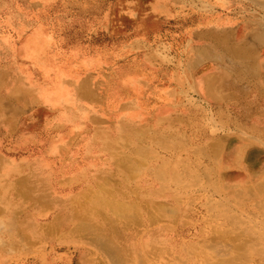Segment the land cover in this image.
<instances>
[{
    "label": "crops",
    "instance_id": "crops-1",
    "mask_svg": "<svg viewBox=\"0 0 264 264\" xmlns=\"http://www.w3.org/2000/svg\"><path fill=\"white\" fill-rule=\"evenodd\" d=\"M131 18L124 43L96 60L103 95L83 97L81 128L49 133L58 143L36 150L43 161L1 162L0 192L35 204L16 223L45 240L49 264H213L226 242L212 234L227 231L213 217L264 174V0H146ZM106 135L125 144H101ZM188 198L195 212H175Z\"/></svg>",
    "mask_w": 264,
    "mask_h": 264
},
{
    "label": "rangeland",
    "instance_id": "rangeland-1",
    "mask_svg": "<svg viewBox=\"0 0 264 264\" xmlns=\"http://www.w3.org/2000/svg\"><path fill=\"white\" fill-rule=\"evenodd\" d=\"M144 1L0 0V166L6 160L36 159L40 148L55 150L58 139L49 133L62 129V123H69L71 129L81 128L76 118L62 113L60 92L69 89L71 96L65 94L63 99H68L74 108V116L84 113L87 117L83 97L91 102L93 97L103 95L102 85L93 81L96 60L115 44L124 43L134 24L131 14ZM91 114L84 121L89 137L86 142L92 140ZM95 127L107 126L97 123ZM99 140L106 145L125 144L123 137L106 135ZM144 143L154 145L155 138H145ZM39 156L43 161L44 153ZM20 175L19 170L14 178ZM11 186L15 189V185ZM21 190L39 198L31 183L22 184ZM10 196H15L14 191ZM18 196L8 203L4 198L7 196L0 192V264H49L52 250L46 247L45 240L23 234L16 223L23 218L20 212L35 207L29 199ZM111 197L101 193L97 199L114 209ZM177 197H187L186 191ZM180 199L174 202L175 212H195L196 200ZM226 212L228 215L222 218L213 217V224L227 230L212 234L214 241L226 242L221 255L211 253L213 264H264V174L243 192L230 196ZM91 251L92 259L101 257V262H106L98 250ZM54 258L62 261L61 254ZM68 258L72 260L71 256Z\"/></svg>",
    "mask_w": 264,
    "mask_h": 264
},
{
    "label": "bare ground",
    "instance_id": "bare-ground-1",
    "mask_svg": "<svg viewBox=\"0 0 264 264\" xmlns=\"http://www.w3.org/2000/svg\"><path fill=\"white\" fill-rule=\"evenodd\" d=\"M260 37V36H259ZM258 40V39H257ZM245 55V54H244ZM247 55V54H246ZM247 64V63H246ZM126 79V78H125ZM125 81V80H124ZM129 82V81H128ZM60 94H61V98H60V103L59 104H61V109H62V113L63 114H68L67 116H72V115H74V113H75V111H74V108L72 107V105L69 103L68 104V99L67 100H64L63 99V96L66 94H68V96L70 97L71 96V94H70V90L68 89V90H66V89H64V90H61V92H60ZM70 94V95H69ZM5 106H6V104H4ZM47 105V104H46ZM53 107V106H52ZM3 110V109H2ZM1 113V112H0ZM3 113H4V111H3ZM1 118V117H0ZM50 118V117H49ZM49 118H47L45 121H48L49 120ZM3 119H4V117H3ZM57 119H55L54 121H56ZM62 120V119H61ZM62 122H64V121H62ZM254 156V155H253ZM259 158V157H258ZM212 181V180H211ZM196 184V183H195ZM21 193H23V197H25V198H31V199H33V200H38L39 198H35V195H32L33 197H30V196H28L24 191H22L21 190ZM89 198V197H88ZM36 202V201H35ZM8 203H10V202H8ZM105 210V209H104ZM260 225V224H259ZM26 229H28V226H26ZM107 251H108V253L110 254V255H112V254H115L114 253V250L113 249H111V248H107Z\"/></svg>",
    "mask_w": 264,
    "mask_h": 264
}]
</instances>
